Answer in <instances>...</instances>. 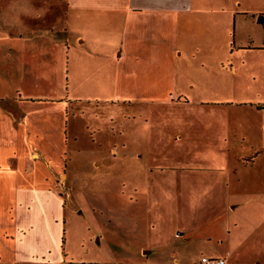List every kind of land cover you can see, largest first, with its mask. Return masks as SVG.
<instances>
[{
    "label": "rangeland",
    "instance_id": "374dc122",
    "mask_svg": "<svg viewBox=\"0 0 264 264\" xmlns=\"http://www.w3.org/2000/svg\"><path fill=\"white\" fill-rule=\"evenodd\" d=\"M219 2L203 0L200 7L218 9ZM232 3L233 11L244 7ZM246 3L263 6L264 0ZM228 11L213 13L210 30L203 12L186 14L184 22L147 25L119 58L112 51L122 45L123 32L104 31L105 39L111 36L98 63L75 56L67 64L74 100L58 179L70 209L68 257L106 264L171 261L179 218L190 201L208 197L192 177L231 170L239 153L264 152V111L243 103L264 99V49L239 46L262 43L264 25L242 16L229 25L223 21ZM229 58L238 73L230 72ZM247 173L264 185V154ZM227 180L238 182L232 172ZM257 187L235 197L264 198V186ZM143 246L149 255L141 253Z\"/></svg>",
    "mask_w": 264,
    "mask_h": 264
},
{
    "label": "crops",
    "instance_id": "0c3cea01",
    "mask_svg": "<svg viewBox=\"0 0 264 264\" xmlns=\"http://www.w3.org/2000/svg\"><path fill=\"white\" fill-rule=\"evenodd\" d=\"M246 1L233 0L244 6L233 11L238 9L231 0L209 10L200 7L203 0H0V264H106L66 253L70 209L58 175H64L70 134L74 99L68 97L67 64L73 57L98 63L111 36L105 39L103 32L119 31L122 45L112 51L119 58L126 53L123 46H130L147 25L184 22L190 12L207 13L209 30L218 10H229L223 17L229 25L233 19L237 26L240 16L264 25V5ZM239 46L264 49V40ZM228 62L230 72L238 73L231 58ZM247 100L245 106L264 111V99ZM263 154L262 148L245 151L229 171L192 177V185L208 197L190 201L179 218L171 261L107 264H203L205 256L222 258L224 264H264V198L258 193L235 197L264 186L258 175L246 174ZM230 172L238 181L234 185L227 180ZM144 250L149 255V248Z\"/></svg>",
    "mask_w": 264,
    "mask_h": 264
},
{
    "label": "built area",
    "instance_id": "2783aa9c",
    "mask_svg": "<svg viewBox=\"0 0 264 264\" xmlns=\"http://www.w3.org/2000/svg\"><path fill=\"white\" fill-rule=\"evenodd\" d=\"M201 263L203 264H224L225 261L222 258H216V257H202Z\"/></svg>",
    "mask_w": 264,
    "mask_h": 264
},
{
    "label": "trees",
    "instance_id": "16d2710c",
    "mask_svg": "<svg viewBox=\"0 0 264 264\" xmlns=\"http://www.w3.org/2000/svg\"><path fill=\"white\" fill-rule=\"evenodd\" d=\"M67 264H82V263H73V262H68Z\"/></svg>",
    "mask_w": 264,
    "mask_h": 264
}]
</instances>
